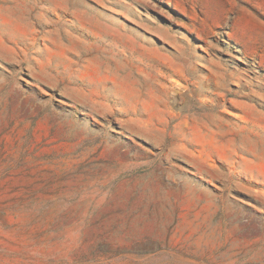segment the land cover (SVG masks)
Wrapping results in <instances>:
<instances>
[{
  "label": "rangeland",
  "instance_id": "1",
  "mask_svg": "<svg viewBox=\"0 0 264 264\" xmlns=\"http://www.w3.org/2000/svg\"><path fill=\"white\" fill-rule=\"evenodd\" d=\"M0 264H264V0H0Z\"/></svg>",
  "mask_w": 264,
  "mask_h": 264
}]
</instances>
